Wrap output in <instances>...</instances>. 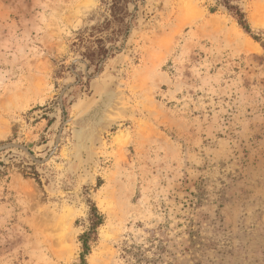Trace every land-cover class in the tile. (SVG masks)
I'll list each match as a JSON object with an SVG mask.
<instances>
[{"label": "rangeland", "instance_id": "rangeland-1", "mask_svg": "<svg viewBox=\"0 0 264 264\" xmlns=\"http://www.w3.org/2000/svg\"><path fill=\"white\" fill-rule=\"evenodd\" d=\"M5 144L0 264H264V0H0Z\"/></svg>", "mask_w": 264, "mask_h": 264}, {"label": "trees", "instance_id": "trees-1", "mask_svg": "<svg viewBox=\"0 0 264 264\" xmlns=\"http://www.w3.org/2000/svg\"><path fill=\"white\" fill-rule=\"evenodd\" d=\"M235 18L237 20V23L241 26V28H243L245 31H249L248 29V25L246 24V21L244 20V16L238 11L235 10ZM92 220V225L93 226H99L101 224V218L100 216H93ZM89 237H90V233H85L83 234L79 240L81 241V249H82V253H81V259L83 260V257L88 253L89 251V245H88V241H89ZM124 252H130V249H127V247H125L123 249Z\"/></svg>", "mask_w": 264, "mask_h": 264}, {"label": "water", "instance_id": "water-1", "mask_svg": "<svg viewBox=\"0 0 264 264\" xmlns=\"http://www.w3.org/2000/svg\"><path fill=\"white\" fill-rule=\"evenodd\" d=\"M61 102V101H60ZM65 124V123H63ZM59 139V137L57 138ZM57 144V141L55 143V145ZM10 149H16V150H20L22 151L23 153H25L31 160L32 162L36 163V164H43L45 163L48 159H44L43 161H40V160H37L30 152L27 148L21 146V145H17V144H5V145H1L0 146V153L3 152V151H7V150H10ZM55 149V147H54ZM53 149V150H54Z\"/></svg>", "mask_w": 264, "mask_h": 264}, {"label": "bare ground", "instance_id": "bare-ground-1", "mask_svg": "<svg viewBox=\"0 0 264 264\" xmlns=\"http://www.w3.org/2000/svg\"><path fill=\"white\" fill-rule=\"evenodd\" d=\"M188 2V1H187ZM189 3V2H188ZM188 5H186L185 7H187ZM191 6V5H190ZM181 7H183V6H181ZM183 10H186V9H184V8H182ZM250 22H251V24H253V25H256L257 26V22H256V20L252 17V15L250 16ZM118 137V136H117ZM118 142V141H117ZM96 262V261H95Z\"/></svg>", "mask_w": 264, "mask_h": 264}]
</instances>
